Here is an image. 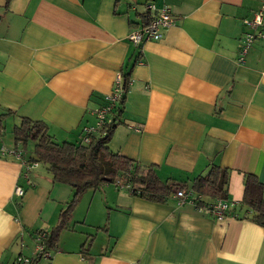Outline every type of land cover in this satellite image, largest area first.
<instances>
[{
    "label": "crops",
    "instance_id": "1",
    "mask_svg": "<svg viewBox=\"0 0 264 264\" xmlns=\"http://www.w3.org/2000/svg\"><path fill=\"white\" fill-rule=\"evenodd\" d=\"M149 1L167 6L174 24L134 45L128 33L147 22ZM261 1L0 0L4 126L42 120L55 141L77 143L117 74L126 76L111 150L155 166L168 184L189 186L211 165L225 168L233 203L217 220L173 192L159 203L115 184L87 189L51 258L34 264H264V227L241 204L246 174L264 186V37L237 58L253 31L244 20ZM32 148L0 142V264L33 256L36 232L56 225L72 195L42 164L26 169Z\"/></svg>",
    "mask_w": 264,
    "mask_h": 264
},
{
    "label": "trees",
    "instance_id": "2",
    "mask_svg": "<svg viewBox=\"0 0 264 264\" xmlns=\"http://www.w3.org/2000/svg\"><path fill=\"white\" fill-rule=\"evenodd\" d=\"M127 82L124 76L125 92ZM124 94L108 111L104 123L92 133L81 134L77 143L55 141L48 133L47 124L42 120L21 117L12 127L14 146L20 145L22 150H26L28 142L33 145L32 154L24 160L26 169L40 163L45 166L53 182L67 184L72 188L71 198L59 212L56 225L48 231L36 232L46 233L45 246L49 250L57 247L60 232L65 228L82 194L87 189H97L105 184L118 185L125 188L131 195L159 203L167 201L171 193L177 189L192 192L197 204L209 205L218 200L229 201L228 173L225 168L211 165L206 173L194 177L189 186L168 184L157 175L155 166L143 165L111 150L109 142L122 110L117 105L124 101ZM114 109L116 110L113 118H108ZM7 115L8 113L0 114V135L5 130L4 122ZM84 137L88 140L84 141ZM14 152L21 154V151ZM119 181H122V185L118 183ZM243 185L241 204L251 210L250 219L253 223L264 227V186L252 174L245 175ZM203 197L214 199V201L207 203ZM230 210L226 212V215H231ZM92 241L93 236L88 235L81 246L83 255H87Z\"/></svg>",
    "mask_w": 264,
    "mask_h": 264
},
{
    "label": "built area",
    "instance_id": "3",
    "mask_svg": "<svg viewBox=\"0 0 264 264\" xmlns=\"http://www.w3.org/2000/svg\"><path fill=\"white\" fill-rule=\"evenodd\" d=\"M146 18L147 22L137 28L132 29L128 33V39L134 45H139L144 41H153L159 40L163 36V31L174 24V17L171 15L170 10L167 6H162L156 8L152 2H147L145 4ZM244 24L251 28L253 31L245 32L242 43L239 49L238 62H243V57L246 54L248 48L257 38L264 37V0L261 1L260 9H258L252 19L244 20ZM125 92V84L122 78V75L117 74L112 91L106 97V105L98 108L95 111L96 122L93 126H86L83 128L82 134L86 135L92 133L96 130L97 127H100L106 118L108 111H110L121 99ZM84 141L88 139L83 138ZM16 193L18 195L22 194L21 188H16ZM174 196L178 199L179 203H190L195 207L199 212H207L212 215L217 220L224 219L227 215L226 212L230 210L233 206V203L230 201L218 200L212 204H197L195 196L192 192L186 191L184 189H177L174 192ZM46 233L39 232L35 234V246L34 254L31 257L18 255L14 264H33L36 259L40 258H51V252L45 246Z\"/></svg>",
    "mask_w": 264,
    "mask_h": 264
},
{
    "label": "rangeland",
    "instance_id": "4",
    "mask_svg": "<svg viewBox=\"0 0 264 264\" xmlns=\"http://www.w3.org/2000/svg\"><path fill=\"white\" fill-rule=\"evenodd\" d=\"M11 127H6L5 126V130L2 132V135H0V137H2V140H0V142H3L4 144H11L12 146L14 145V141H13V135L11 132ZM32 143L28 142L27 143V147L28 149H31ZM21 147V146H20ZM27 150V148H26ZM118 183H120L122 185V181H119ZM35 246V243H34Z\"/></svg>",
    "mask_w": 264,
    "mask_h": 264
}]
</instances>
